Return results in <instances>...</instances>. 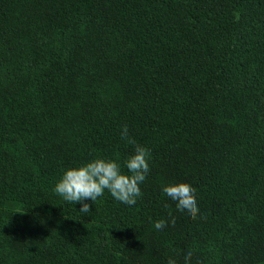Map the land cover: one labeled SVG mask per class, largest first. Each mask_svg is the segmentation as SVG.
<instances>
[{
    "label": "trees",
    "instance_id": "obj_1",
    "mask_svg": "<svg viewBox=\"0 0 264 264\" xmlns=\"http://www.w3.org/2000/svg\"><path fill=\"white\" fill-rule=\"evenodd\" d=\"M125 125L150 152L142 196L80 213L55 185L97 158L128 174ZM180 183L195 220L162 191ZM189 250L264 264V0H0V264Z\"/></svg>",
    "mask_w": 264,
    "mask_h": 264
},
{
    "label": "clouds",
    "instance_id": "obj_2",
    "mask_svg": "<svg viewBox=\"0 0 264 264\" xmlns=\"http://www.w3.org/2000/svg\"><path fill=\"white\" fill-rule=\"evenodd\" d=\"M121 138L135 145L134 154L124 162L128 174L121 171V165L116 161L97 158L78 168L66 170L53 191L70 204H81L79 212L84 214L91 212V206L84 201L90 200L95 203L104 195L105 190L118 202L129 206L135 205L137 198L142 196L140 184L150 172V152L129 137L126 125L121 132ZM162 191L176 202L179 211L186 212L193 220L197 218L199 208L193 187L180 183L165 186ZM171 223L174 226L175 221L172 220ZM167 224V221L159 220L155 222L154 227L162 230ZM191 258L192 251L189 250L184 257L185 264H190ZM168 264H176V261L169 259Z\"/></svg>",
    "mask_w": 264,
    "mask_h": 264
}]
</instances>
